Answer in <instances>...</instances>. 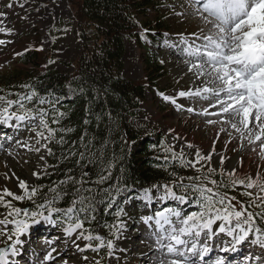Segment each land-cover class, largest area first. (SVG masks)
Wrapping results in <instances>:
<instances>
[{
	"label": "snow or ice",
	"instance_id": "snow-or-ice-1",
	"mask_svg": "<svg viewBox=\"0 0 264 264\" xmlns=\"http://www.w3.org/2000/svg\"><path fill=\"white\" fill-rule=\"evenodd\" d=\"M6 6L11 8L12 4ZM20 6L23 7L22 4ZM193 7L200 19L206 25H211L214 31L203 36L193 33L197 40L204 43L189 44L184 49L186 55L192 58L188 62V70H195L194 74L198 80H202L203 86L195 91H180L177 96H196L209 101L208 106L198 114L216 116L217 120L207 121L210 125L228 124L264 161V0H194ZM5 19L6 13L0 12V33L10 35L12 29L4 26ZM141 38H144L143 34ZM5 43L0 39V45ZM159 95L164 101L181 107L176 103V97L163 93ZM58 104V98L53 99L51 94L39 95L34 89L26 93L0 95V125L16 132L34 133L30 137L38 145L34 150L37 153L44 150L47 155L54 156L48 145L57 143L63 147L69 143L65 135L74 131L71 128L53 127L61 125L66 116L59 111ZM209 108L215 111L210 112ZM187 111L192 113L194 109L189 107ZM100 118L98 115L97 121ZM89 123L86 117L84 124ZM224 130L221 127L220 131ZM93 140L94 137L90 139L85 129L79 138V147L77 142H71V147L60 159L76 158L80 174L74 175L73 169H67L63 174L64 179L54 181L48 187V193L53 194L51 196L45 194L38 199L42 185L30 186L26 180L14 174H3L6 181L15 179L13 187L19 188L22 194H17L7 184L0 186V207L5 209L4 213H0L3 217L0 218V240L5 245L0 247V264H15L10 258L22 255L25 247L22 238L29 235L34 227L44 225L58 228L62 235L44 240L47 250L42 260L37 259L34 264H69L65 249L70 246L84 252L89 248L97 251L106 245L111 254L113 240L101 236L91 225L95 223L97 228H106L109 236L119 239L127 226L125 217L132 219L126 211L130 199L139 200L142 209H147L149 213L142 214L140 221L149 226L155 237L157 251L160 252L158 264H232L223 255L206 260L213 251L215 238L222 235L229 239L219 246L221 253H235L238 246L245 242L264 252V228L258 224V219L264 222V177L259 173L241 178L233 164H229L225 170L227 158L220 155L219 175L222 178L218 180L214 178L218 169L211 166L214 148L207 154L196 148L193 158H188L184 148L192 149L195 145L185 143L179 152L175 150V145H170L164 148L163 157L164 171L169 179L142 188L133 198L128 195L132 188L119 177L115 183H108L113 179L112 169L117 157L113 155L111 160L107 159V141L92 151L95 147ZM16 143L21 144V141L16 140ZM22 146L33 150L27 142ZM40 159L43 161L44 156H40ZM85 161L98 166L95 180L86 179L90 174L84 170L87 167ZM170 161L177 162L175 167L193 170L196 175L183 176L174 169L170 171L167 166ZM41 167L40 172H32L36 179L48 175L47 169L58 168L59 164L45 163ZM224 177L228 178L227 182ZM105 184L107 187H101ZM238 189H244L239 195L248 197L247 203L229 195ZM68 196L71 199L67 206H58ZM122 196L123 200L120 199ZM25 199L32 202L33 210L17 207L13 203ZM170 203L174 206H169ZM101 204L104 215L113 217L111 222L105 220L101 223L98 219ZM253 206L261 211H249ZM186 208L194 210L186 211ZM81 241L88 243L82 246ZM92 241L98 242L95 247ZM82 259L87 261L88 257ZM253 261L264 264V254L244 257V264H253ZM95 264H100V261Z\"/></svg>",
	"mask_w": 264,
	"mask_h": 264
},
{
	"label": "rangeland",
	"instance_id": "rangeland-1",
	"mask_svg": "<svg viewBox=\"0 0 264 264\" xmlns=\"http://www.w3.org/2000/svg\"><path fill=\"white\" fill-rule=\"evenodd\" d=\"M72 1L0 0V12L6 13L4 26L12 29L10 35L0 33V39L6 42L0 45V73L11 70H31L28 66L18 63V59L27 50L31 41L29 33L32 27L38 29L40 37L38 49H42L40 50L42 52H46L51 47L54 49V68L60 72L72 71L82 49L81 39L73 17ZM193 2L194 0H156L154 6L157 9H151L148 12L147 20L151 26L155 28L160 24L167 29L169 34L168 44L162 53L169 76L168 79L158 81V90L153 92V95L149 92L146 93L145 98L141 101L139 113L129 124L144 134H149L151 131L160 133L168 146L175 145L177 152L185 143H192L195 145L194 148H184L188 158H193L196 148L201 149L205 154L214 148L211 166L218 170L219 156L223 155L227 158L224 165L225 170L228 169L229 164H233L241 177L245 175L255 176L257 173L264 177V161L251 151V146L247 144L246 140L242 141L239 134L231 129L228 124L210 125L207 123L208 120H217L216 116L198 114L204 107L208 106L209 101L196 96H177L180 91L190 89L195 91L196 88L203 86L202 80L196 78L195 70L191 72L188 70V62L192 58L186 55L184 49L189 44L200 45L204 43L203 40H197L192 35L193 33L197 36H203L214 31L211 25H206L200 19L195 7H193ZM9 3L12 4L11 8L6 6ZM21 4L23 7L20 6ZM9 41L11 42L9 43ZM123 62V74L128 80L138 82L144 78L140 52L133 39L125 41ZM159 93L176 97V103L181 107L177 108L171 102L164 101ZM189 107L193 108L194 112L189 113L187 111ZM209 111L215 110L209 108ZM221 127L225 129L223 132L220 131ZM217 134L219 135L217 136ZM33 135L34 133L28 131L16 132L8 126L0 125V186L7 184L17 194H22V191L13 187L16 183L15 179L6 181L4 173L14 174L32 186L34 180L32 172H40L41 166L45 163L48 164L46 151L41 150L40 153H37L34 150L38 145H35L34 140L30 138ZM8 137L11 139H7ZM16 140L21 141V144H17ZM24 142L32 146L33 150L29 151L23 147ZM40 156H44L43 161H41ZM234 158L236 161L233 163ZM188 171L191 175H196L193 170L188 169ZM241 191L244 189L238 190L239 193ZM238 197L246 199L244 196L238 195ZM26 200L13 201V203L17 207L25 208ZM126 211L132 219L125 217L127 226L120 234V238L116 239L109 235L105 237L113 240L114 247L111 254L106 245L97 251L89 248L86 253L85 251L78 252L69 247L65 249V258L69 259V264H95L96 261H100L102 264H145V258L150 259L154 264H158L160 252L157 251L155 237L149 226L140 221L142 214H149L147 209L136 210L126 207ZM4 212L5 209L0 207V213ZM0 218L3 217L0 216ZM261 225L263 224H259V226ZM9 227L11 226L9 225ZM97 232L102 235L101 230ZM60 235L62 233L57 231L56 227L44 225L34 227L30 230V234L22 239L25 240V243H29L25 246L28 250L33 249L37 253L36 260H42L44 252L47 250L44 240ZM85 243L88 242L81 241L82 246ZM97 243V241H92V245L96 246ZM216 243H218V238H215ZM218 245L220 246L221 243ZM4 246L0 240V247ZM151 248L150 254L144 256L145 258L143 257L145 260L139 256L140 250L147 251ZM238 252H241L243 256L244 252H250V255L255 256L264 254L260 248L252 246L250 242L238 246L235 254ZM214 255L215 252L210 253L206 260L212 259ZM84 256L88 257L87 261L82 259ZM31 262H33L32 259ZM253 264L256 262L253 261Z\"/></svg>",
	"mask_w": 264,
	"mask_h": 264
},
{
	"label": "trees",
	"instance_id": "trees-1",
	"mask_svg": "<svg viewBox=\"0 0 264 264\" xmlns=\"http://www.w3.org/2000/svg\"><path fill=\"white\" fill-rule=\"evenodd\" d=\"M154 4L155 0H82L76 18L81 24L83 50L72 72L55 70L49 63L53 61L50 52L44 54L34 50L40 40L36 34L32 40L33 48L19 61L31 70L0 73V95L26 93L33 89L42 96L51 94L53 99H59V111L66 114L61 125L53 127L74 129L65 135L68 144L63 147L57 143L49 144L55 154L48 155L49 165L59 164V167L50 168L48 175L36 180L35 185L43 186L38 199L45 194L53 195L48 193V187L54 181L64 179L67 169H73V174L79 176L81 169L76 165V158L61 160L60 157L71 147V142H77L79 147V138L85 129L90 139L94 137L92 151L107 141V159L111 160L113 155L117 157L112 169L113 179L108 183H115L119 177L132 188L128 195L133 198L142 188L169 179L163 167L166 147L163 138L159 134L142 136L127 123L137 115L147 90L155 87L166 74L159 55L163 39L155 37L154 32L143 34L151 26L146 18L149 10L157 8ZM136 37L138 47L143 51L141 60L145 75V79L138 83L129 81L122 74L125 39ZM41 68L45 69L43 73ZM21 85L30 87L22 88ZM98 115L101 117L99 121L96 119ZM86 117L90 120L88 125L84 124ZM176 163L170 161L167 164L169 170L188 176L185 169L175 167ZM85 164L84 170L90 174L86 179L95 180L98 166L87 161ZM214 178L219 180L222 177L217 174ZM223 179L228 180L227 177ZM101 187H107V184ZM70 199V196L65 197L58 206L66 207ZM120 199L123 200V196ZM134 202L140 206L139 200L134 199ZM27 205L33 210L30 200ZM97 215L101 223L113 220L112 216L104 215L102 204ZM91 227L97 226L93 223Z\"/></svg>",
	"mask_w": 264,
	"mask_h": 264
},
{
	"label": "bare ground",
	"instance_id": "bare-ground-1",
	"mask_svg": "<svg viewBox=\"0 0 264 264\" xmlns=\"http://www.w3.org/2000/svg\"><path fill=\"white\" fill-rule=\"evenodd\" d=\"M215 110V109H214ZM236 161V158H234L233 159V163ZM62 246V245H61ZM146 246V245H145ZM143 247V246H142ZM72 247L70 246V249H71ZM146 249H147V247H145ZM140 249V248H139ZM73 250H74V248H73ZM72 250V251H73ZM143 250V249H142ZM121 251V250H120ZM152 251V248H151V250L149 249V250H147V251H141L140 250V253H139V256L141 257V258H143L144 256H147L148 254H150V252ZM76 255V254H75ZM30 256H32V258H30ZM36 256H37V253H35L34 252V250L32 249V250H28V249H24L23 251H22V255H20V256H17V257H14V258H10V259H12V260H14L15 261V264H34V262L36 261ZM17 258H20V260H19V262H17ZM138 258V257H137ZM145 258V257H144ZM143 258V259H144ZM31 259H32V261L33 262H31ZM146 259V260H145ZM144 260H145V264H154V263H152L151 262V260L150 259H148V258H145ZM152 261H153V259H152ZM139 264V263H138Z\"/></svg>",
	"mask_w": 264,
	"mask_h": 264
}]
</instances>
